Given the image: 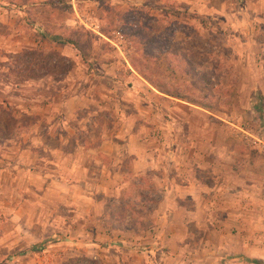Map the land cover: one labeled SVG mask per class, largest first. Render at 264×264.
<instances>
[{
	"label": "rangeland",
	"instance_id": "obj_1",
	"mask_svg": "<svg viewBox=\"0 0 264 264\" xmlns=\"http://www.w3.org/2000/svg\"><path fill=\"white\" fill-rule=\"evenodd\" d=\"M218 2L210 0L214 9L204 13L191 11L176 0H0V142L11 143L16 150L26 146V136L8 141L3 134L13 125L8 112L18 115L28 108L27 97H55L59 102L81 96L88 110L100 107L107 113H102L101 119H110L114 133L125 144L128 137H124L122 126L130 131L143 128L146 144L168 146L166 120L176 130L171 142L180 147L192 145L203 163L211 159L205 156L215 149L221 154L217 161L228 165L231 160L234 171L253 166L257 176L255 207L261 214L264 23H257L255 37L245 41L235 28L234 0H225L222 11L216 8ZM80 28L89 34L78 37L74 31ZM53 36L76 41L77 49L55 41ZM49 104L60 106L52 101ZM17 122L31 123L22 115L17 116ZM90 138L92 141L81 136L83 143L98 142L97 137ZM222 150L227 152H218ZM166 154L161 152L159 159L165 160ZM177 155L183 158L184 153ZM126 163L121 166L125 168ZM165 166L159 173L160 192L170 186L163 176L174 175V181L181 182L172 163L161 162V167ZM18 177V200L13 202L20 211H36L38 221L29 224L22 215L13 226L8 217L0 216V264H112L92 259L95 250L88 246L77 248L72 227L64 223L67 212L56 201L39 200L32 207V202L19 199L30 185L26 186L23 172ZM128 182L120 191L123 199L110 200L112 218L128 227L127 240L139 241L142 233L148 235L145 239H152L153 219L138 217L143 231L138 232L136 211L131 209L139 201L137 194L149 188L151 180L146 179L143 186L136 178ZM12 192L8 184L1 188L6 203ZM124 199H129L127 206L122 205ZM5 207L8 209L7 204ZM53 209L57 224H52ZM256 226L257 255L263 257L258 264H264V214L256 217ZM191 230L194 239L204 237L203 232ZM82 236L89 241L86 233ZM101 249L96 248L110 261L112 250ZM129 252L130 260H137L141 251L134 248ZM157 254L168 256L165 246H160Z\"/></svg>",
	"mask_w": 264,
	"mask_h": 264
},
{
	"label": "crops",
	"instance_id": "obj_2",
	"mask_svg": "<svg viewBox=\"0 0 264 264\" xmlns=\"http://www.w3.org/2000/svg\"><path fill=\"white\" fill-rule=\"evenodd\" d=\"M176 1L195 12L209 13L214 9L210 0ZM224 3L225 0H219L216 8L222 11ZM234 3L235 28L243 40L252 41L256 34L254 26L264 23V0H234ZM25 101L30 106L18 115L8 112L13 125L3 135L8 141L24 135L26 146L16 150V146L9 145L11 143L0 142V216L8 217L10 225H17L22 215L29 224L38 221L36 211H20L13 202L18 200L15 188L18 176L23 172L30 190L19 199L32 202V207L39 200L56 201L60 209L67 212L64 223L72 227L76 245L79 244L77 248L88 246L95 250L91 258L96 261L112 264H258V260H263L257 255L255 237L256 217L263 215L264 209L261 207V214H258L255 207L257 176L253 166L234 171L231 160L228 165L226 161L223 164L217 161L221 154L215 149L205 156L206 160L207 157L211 159L203 163L199 153L195 154L199 151L192 150V145L180 147L171 142L176 130L166 120L163 124L170 139L168 146L146 144L143 128L130 131L128 126H122L124 137H128L125 144L114 133L110 119H101V114L107 113L100 107L88 110L81 96L56 102L55 97L45 99L38 95L27 97ZM51 101L60 106H50ZM76 103L79 104L74 108ZM20 115L31 123H18L17 116ZM81 136L89 137L90 141V137H97L98 142L83 143ZM161 152H167L165 160L159 159ZM182 152L183 158L177 155ZM123 161L127 162L125 168L121 166ZM161 162L172 163L176 177L181 181H174V175L163 176L170 183L165 192L159 189V173L166 170V166L161 167ZM176 164L180 166L176 167ZM135 178L140 186L146 179L151 180L149 188H142L145 195L137 194L139 201L131 209H135L137 218L153 219L154 233L152 239H145L148 235L142 233L143 238L132 242L125 236L129 233L128 227L112 218L113 203L110 200L123 199L120 191L128 185V179ZM4 184L13 191L7 203L1 194ZM128 200L121 201L122 205L127 206ZM126 210L129 215L130 210ZM50 216L55 217L52 224L59 222L54 209ZM140 224L142 221L138 218L137 230L143 232ZM191 228L203 232L204 237L194 239ZM82 233L87 234L89 241L82 240ZM118 234H121L119 240ZM160 246H165L168 256L161 258L157 254ZM96 248H102V252L112 250L114 255L110 261L103 259L106 255ZM134 248L141 252L136 255L137 260L133 257L130 260L132 252L129 251Z\"/></svg>",
	"mask_w": 264,
	"mask_h": 264
},
{
	"label": "trees",
	"instance_id": "obj_3",
	"mask_svg": "<svg viewBox=\"0 0 264 264\" xmlns=\"http://www.w3.org/2000/svg\"><path fill=\"white\" fill-rule=\"evenodd\" d=\"M38 32H39L40 34H42V35L45 34L44 31H42L41 29H38ZM74 33H76L78 37H79L81 34H83V33H87V34H89V33H88L85 29H83V28L75 29ZM53 39H54L55 41L61 43V44H71V45H73V46L77 49V43H76V41H74V40H71V39H62V38L59 37V36H53ZM88 67H89V68H92L93 65H92V64H89Z\"/></svg>",
	"mask_w": 264,
	"mask_h": 264
}]
</instances>
